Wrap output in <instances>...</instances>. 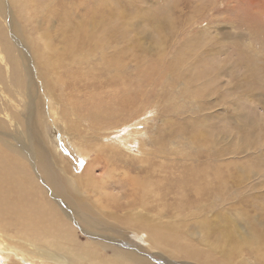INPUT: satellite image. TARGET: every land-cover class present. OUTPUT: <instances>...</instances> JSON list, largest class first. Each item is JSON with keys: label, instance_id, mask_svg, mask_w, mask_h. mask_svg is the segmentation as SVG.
I'll return each instance as SVG.
<instances>
[{"label": "rangeland", "instance_id": "1", "mask_svg": "<svg viewBox=\"0 0 264 264\" xmlns=\"http://www.w3.org/2000/svg\"><path fill=\"white\" fill-rule=\"evenodd\" d=\"M247 1H33L35 22L50 34L43 53L54 63L70 51L82 55L81 67L68 60L60 70L61 91L54 92L62 106L71 107L63 98L68 92L74 104L85 101L75 87L92 90L85 110L94 107V94L110 101L113 93H138L131 108L115 116L127 121L115 131L130 127L136 142L106 153L117 169L126 163L130 174L139 164L160 170L158 185L169 186L166 200L161 196L164 220L189 246L176 249L198 264L216 263L220 248L231 264H264V0H251L253 7ZM135 111L141 114L129 120ZM50 121L43 134L75 159L74 174H84L89 155L74 149L58 118ZM136 134L147 144L144 162ZM102 165L100 172L114 168ZM178 218L184 226L176 225ZM190 230L196 232L186 239ZM139 237L133 242H146L145 232ZM162 261L183 264L163 254ZM0 264L20 262L0 254Z\"/></svg>", "mask_w": 264, "mask_h": 264}, {"label": "bare ground", "instance_id": "2", "mask_svg": "<svg viewBox=\"0 0 264 264\" xmlns=\"http://www.w3.org/2000/svg\"><path fill=\"white\" fill-rule=\"evenodd\" d=\"M33 1L0 0V254L20 264H166L162 254L183 264H198L187 258L189 252L176 249V245L187 250L189 246L180 243L182 238L174 234L177 229L164 220L167 203L161 196L166 200L169 186L158 185L160 170L139 164L130 174L126 163H119L117 169L116 158L106 153L117 147L129 149V140L136 142L130 127L115 131L127 123L115 116L131 108L138 93L124 98L113 93L110 101L93 93L94 107L85 110L93 100L92 90L75 87L85 101L74 104L68 92L63 98L71 107L62 106L61 95L54 92V88L61 91L60 70L68 60L81 67L82 55L70 51L54 63L43 53L50 34L35 22ZM140 114L135 111L129 120ZM52 118L62 122L57 124L65 129L74 149L89 155L84 174H74L71 160L75 159L63 149L60 152L55 141L43 134ZM136 135L141 139L139 160L144 162L141 154L146 155L147 144ZM102 164L114 168L100 172ZM173 216L175 212L169 219ZM180 220L177 226L183 224ZM141 231L147 239L137 244L133 240L140 238ZM191 232L196 231L187 232L186 239ZM223 252L220 248L214 264H231Z\"/></svg>", "mask_w": 264, "mask_h": 264}]
</instances>
